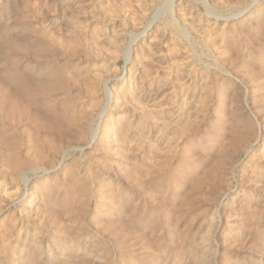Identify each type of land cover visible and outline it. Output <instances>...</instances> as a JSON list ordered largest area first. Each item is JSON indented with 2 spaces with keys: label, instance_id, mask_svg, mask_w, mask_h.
I'll return each instance as SVG.
<instances>
[{
  "label": "rangeland",
  "instance_id": "rangeland-1",
  "mask_svg": "<svg viewBox=\"0 0 264 264\" xmlns=\"http://www.w3.org/2000/svg\"><path fill=\"white\" fill-rule=\"evenodd\" d=\"M254 1L0 0V264H264Z\"/></svg>",
  "mask_w": 264,
  "mask_h": 264
},
{
  "label": "water",
  "instance_id": "water-1",
  "mask_svg": "<svg viewBox=\"0 0 264 264\" xmlns=\"http://www.w3.org/2000/svg\"><path fill=\"white\" fill-rule=\"evenodd\" d=\"M257 2H258V0H255V1L251 4V6L255 5ZM154 23H155V21L152 22V23L148 26V28H147L146 30L150 29ZM145 32H146V31H144V32L141 33V34H138V35L133 36V39L130 40V43H129V48H128V50H127V56H128V54H129V51H130L131 47H132L133 44L136 42L138 36L144 34ZM130 39H131V38H130ZM126 64H127V59H126L125 62H124V68H125ZM107 84H108V82H107ZM107 84H106V85H107ZM110 98H111V94H110V92L108 91V97H107L106 106H105V109H104V114H105V112H106V110H107V106H108V103H109V101H110ZM100 122H101V121H100ZM100 122H99V124H98V128H99V126H100ZM92 143H93V142H92ZM92 143H91V144H92ZM91 144H90V145H91ZM26 186H27V185H26ZM26 186H25V188H26Z\"/></svg>",
  "mask_w": 264,
  "mask_h": 264
},
{
  "label": "bare ground",
  "instance_id": "bare-ground-1",
  "mask_svg": "<svg viewBox=\"0 0 264 264\" xmlns=\"http://www.w3.org/2000/svg\"><path fill=\"white\" fill-rule=\"evenodd\" d=\"M128 48H129V46H128ZM128 50V49H127ZM127 53V52H126ZM108 89V88H107ZM106 101H107V99H106ZM106 106V105H105ZM105 109V108H104ZM103 116H104V111H103ZM92 143V142H91Z\"/></svg>",
  "mask_w": 264,
  "mask_h": 264
}]
</instances>
